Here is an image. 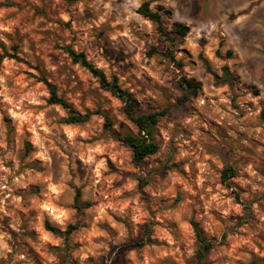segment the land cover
<instances>
[{"label":"clouds","instance_id":"obj_1","mask_svg":"<svg viewBox=\"0 0 264 264\" xmlns=\"http://www.w3.org/2000/svg\"><path fill=\"white\" fill-rule=\"evenodd\" d=\"M0 264H264V0H0Z\"/></svg>","mask_w":264,"mask_h":264},{"label":"trees","instance_id":"obj_2","mask_svg":"<svg viewBox=\"0 0 264 264\" xmlns=\"http://www.w3.org/2000/svg\"><path fill=\"white\" fill-rule=\"evenodd\" d=\"M142 151H143V149H142Z\"/></svg>","mask_w":264,"mask_h":264}]
</instances>
